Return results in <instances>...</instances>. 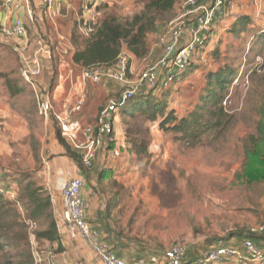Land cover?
<instances>
[{
  "label": "rangeland",
  "instance_id": "obj_1",
  "mask_svg": "<svg viewBox=\"0 0 264 264\" xmlns=\"http://www.w3.org/2000/svg\"><path fill=\"white\" fill-rule=\"evenodd\" d=\"M144 1L103 2L99 19L109 13L130 18L144 7ZM183 1L177 4L171 20L179 15ZM89 3L90 0L59 2L61 16L68 11L66 5L71 4L70 15L62 16L61 22L70 26L73 41L78 38L81 43L88 35L81 30L82 19L69 16L75 12L82 15L85 5L91 8ZM37 4L30 0L29 12L24 2L23 18L33 39L41 36L50 40V36H56V27L44 10L41 21L36 20ZM4 19L5 13L0 9V182H6L0 183V189L7 191L5 197L12 212L0 221V264L10 260L17 264L19 247L29 245L32 254L37 249L45 254L59 248L48 249L44 240L37 239V232L47 228L48 220L38 219L32 227L28 216L32 203L27 197L9 198L11 187L22 193L28 184L45 185V172L56 176L57 169L65 168L68 159L60 151L59 146L63 145L57 139L56 123L39 115L33 88L21 76L16 42L1 33ZM171 20L149 34L147 56L131 59L127 79L141 84L139 93L117 112L113 132L103 137L93 165L80 167L95 191L94 198L88 199V211L95 223L89 222L129 261L156 255L158 264H168L166 252L181 245L188 254L183 264H214L206 260L211 249L220 244L241 249L244 239L254 234L257 254L249 264H264V179L249 180L248 173L257 166L246 159V149L250 137L257 133L264 104V0H237V7L217 22L209 43L198 49L188 69L175 71V78L167 87L156 88L146 82L147 66L164 56ZM68 56V65L62 69L58 58L43 56L38 79L43 90H55L59 99L64 98L63 92L70 85L78 84L84 70ZM219 71L231 81L223 92L214 88L224 95L223 105L235 115L233 122L221 134L209 131L197 138L188 137L184 129L174 127L204 104L203 98L211 89L208 76ZM114 83L115 90L110 95L103 87L94 89L93 97L89 94L83 110L90 115L89 124L96 123L100 110L111 98L122 95L126 86ZM143 101L163 102L164 112H158L154 119L151 115L155 110L151 109H139L134 115L127 113L132 105ZM54 103L55 107L59 104ZM171 112L176 119L163 126ZM137 146L144 150L138 152ZM114 148L119 152L116 157L112 155ZM75 153L81 156L77 150ZM104 170L110 172L107 177L100 175ZM56 205L57 210L53 203L52 211L57 221L61 203ZM88 248L69 246L70 259L68 256L65 262L62 256L55 260L59 264H104Z\"/></svg>",
  "mask_w": 264,
  "mask_h": 264
},
{
  "label": "built area",
  "instance_id": "obj_2",
  "mask_svg": "<svg viewBox=\"0 0 264 264\" xmlns=\"http://www.w3.org/2000/svg\"><path fill=\"white\" fill-rule=\"evenodd\" d=\"M110 1L90 0L89 4L91 8H96L103 2L110 3ZM24 2L30 12V0H4L0 3V9L5 13L1 33L17 44L16 51L21 59V74L26 83L33 88L39 115L46 121L54 118L62 136L81 154L83 166L91 167L96 153L102 145L103 137L113 132L117 112L139 93L141 84H135L127 79L131 70L132 56L123 51L112 64H95L83 68L78 84H72L70 89H67L72 92H63L64 98L59 99L56 97L55 90H43L38 79L42 73L43 56L58 58L59 69L68 65L67 56L70 54V45L61 44V40L56 42L51 36L50 40L41 36L38 39H33L24 18L14 14L24 8ZM40 2L44 7L43 12L46 18L56 25L58 16H60L58 7L60 0H40ZM236 7L237 0H184L179 15L170 21L164 56L147 66L146 82L156 88L167 87L174 80L175 71L181 73L188 69L189 63L198 49L209 43L207 40L211 38L217 22ZM89 10L90 7L85 5V11ZM96 21L92 19L84 22L83 31L86 35L92 32L91 23H96ZM110 81L126 86L122 95L120 98L113 97L109 100L100 110L96 123H84L79 115L83 112L88 101L87 86L89 84L99 87L106 86ZM75 86H77L76 89H74ZM55 101L56 104L59 103L56 107ZM118 153V150L115 149L112 155L116 157ZM86 184L87 179L80 167L77 166L75 170L66 172L62 190L63 211L61 217L62 226L68 235L74 240L82 239L104 264H158L159 257L156 255L149 259L129 261L116 252L97 227L90 224L87 220L89 200L84 195ZM9 194L11 198H17L13 191ZM30 223L32 227L36 225L32 220ZM59 227L58 225V229ZM261 230L264 231V221ZM33 254L36 264H59L55 260L53 252L44 255L37 249ZM256 254L257 247L253 240L245 239L241 249L223 244L216 246L207 253L206 260L214 264H249ZM186 255V248L177 245L166 252L165 258L168 264H183Z\"/></svg>",
  "mask_w": 264,
  "mask_h": 264
},
{
  "label": "trees",
  "instance_id": "obj_3",
  "mask_svg": "<svg viewBox=\"0 0 264 264\" xmlns=\"http://www.w3.org/2000/svg\"><path fill=\"white\" fill-rule=\"evenodd\" d=\"M180 1L181 0H145L144 7L130 18H124L116 13L106 14L104 17L97 20L96 23H91L93 30L81 43L78 38L74 39L73 43L75 45V50L72 56L73 64L81 68H88L95 64L109 65L112 64L125 49L138 58L147 56L149 53V34L156 32L161 23L172 19L176 6ZM248 20L249 19H245V22ZM208 79L209 88L211 89L203 98L204 104L193 111L189 118L182 119L180 124L174 127L177 130L184 129L188 137L197 138L201 134L209 131H215L221 134V132H224L225 128L233 122L235 117L234 114L230 113L229 110L224 107V95H220L217 89L214 88V86H217L222 92L225 91L228 83L231 81L229 76L219 71L210 73ZM136 96L127 103L134 100ZM125 106H127V104H124L121 109ZM139 109L145 111L148 109L155 110L151 115L154 119L158 112H164L165 106L163 102L151 104L149 101H143L142 103L132 105L127 110V113L134 115ZM260 116L257 133L250 137L249 145L246 149L247 161L257 166L256 170L248 173L247 177L251 182L264 179V104L260 109ZM173 119L175 120L176 116L174 112H171L162 125L165 126ZM50 120L56 123L58 127L54 118ZM58 129L59 133L57 139L63 147L66 148L67 155L75 160L78 167H81V165L83 166L81 156L79 157L78 154L75 153L76 149L62 136L59 127ZM143 150V147L137 146L138 152ZM109 173V171L104 170L101 171L100 175H106L107 177ZM11 185L15 186L13 182H11ZM11 188H13L11 191L16 193L17 200H19V196L27 197L32 203L28 211V216L31 218L30 220H33L35 223L38 219L48 220L49 224L47 228L37 232V239L39 241L47 240L50 242L60 241L57 221L52 211L53 200L46 186L37 185L33 187L32 184H28L23 188L22 193L21 189H18L20 194L14 187ZM5 193H7V191ZM5 193L3 189H0V221L12 212V209L9 207L10 202L7 200V196L5 197ZM15 215L17 216V213H15ZM249 236L250 237L245 239L257 238L254 234H249ZM0 238H3V236ZM58 250L61 251L62 247L60 246ZM19 252L20 258L17 264L36 263L29 245H27V247H19ZM187 257H185V259ZM7 264H12L11 260L8 261Z\"/></svg>",
  "mask_w": 264,
  "mask_h": 264
},
{
  "label": "crops",
  "instance_id": "obj_4",
  "mask_svg": "<svg viewBox=\"0 0 264 264\" xmlns=\"http://www.w3.org/2000/svg\"><path fill=\"white\" fill-rule=\"evenodd\" d=\"M34 1L38 2V4L36 5V8H37V10H36V12H37L36 13V20L37 21H41V18H42V15H41L42 12H41V10H44V7L41 4L40 0H34ZM66 1L67 0H62V2H64V3H66ZM87 1H89V0H87ZM66 6H67V10L69 11L71 4H68ZM23 9L24 8H21L20 10L16 11L14 13L15 16H21L22 15V17H24L23 16V14H24V10ZM68 11H67V13L65 12L64 14H62V16L66 17V16L70 15V14H68ZM100 15H101L100 7H96V8L93 7V8H90V10L87 11V12L84 10L82 15H79L78 12H75V14L72 13L71 16H69V17L70 18L73 17L74 19H77L78 21L82 19L81 22H83V24H84V22H86V21H90L92 19H95V20L99 19V16ZM62 16H61V13H60V16H59L60 17V21H59V18H58V23L56 25L51 24V25H53V26L56 27V31H57L56 32V36L53 38V40L56 41V42H58L59 40H61V44L64 43L67 46H68V44L70 45V49L71 50H70V54H69L68 58H70V61L72 62V56H73V53H74V50H75V45H74L73 40H72V38H73L72 33L70 31H68V29L70 28V26H68V25L64 26L62 24V22H61V17ZM81 22H80V25H81ZM83 24H82L81 30H82L83 33H85L83 31L84 30ZM58 30L62 34H59L60 32H58ZM124 51L125 52H128L126 49ZM131 56H132V58H134V56L132 54H131ZM89 85H91L92 88H91V86L87 87V94H88V97H89V94L93 97V93H95L94 92V89H96L95 91H97V88L99 86H95V85H92V84H89ZM115 86H116V84L113 81H110V82H108V84L106 86H100V87H103L106 90V93L108 95H110L112 92H114ZM70 87L71 86H69V89H70ZM76 88H77V86L74 87V89H76ZM71 90H72V88H71ZM67 92L68 93H71L72 91L68 90ZM79 116H80L81 120L84 123H89L90 122V115H88L87 113L83 112ZM59 148H60V151L63 153V157L64 158H67L69 161L67 160L65 162L66 163L65 168H63V169L62 168L61 169L60 168L57 169L56 176L55 175L53 176L54 178L51 175H49L47 172H45L46 173L45 186L49 190V193H50V195L52 197V200H53V203H54V207H56V210H57V205L56 204L58 202L61 203V207L59 208L61 210L60 211V216L57 219V223L60 226L59 227L60 241H58V242H50V241L44 240V247H46L48 249H51V248H59L61 246L62 247V250L61 251L56 250V251L53 252L54 258L55 259L56 258L61 259V257L63 256L64 259H65V262H67L68 256L71 253V251H68L67 250V248L69 246H72V248H75V249H78V250H81L82 247H84L86 249V247L88 248L89 246L82 239L74 240L69 235L67 236L66 235L67 234L66 229L62 226V217H61L62 210H63L62 190H63L64 184H65L66 172L68 170H75L76 167H77V164L73 160H71L67 155H65L66 152H65V148L64 147H62L60 145ZM4 171L6 173H10L11 170L5 169ZM2 172H3V170L0 169V179L2 178V175H1ZM5 183L3 181L1 184H5ZM42 184H44V183H42ZM13 185L16 186V183L13 182ZM91 192H92L91 188L89 187L88 184H86V186L84 188V195L89 200H92L94 198L93 195L95 194V191H93L92 193ZM87 220L88 221L91 220L92 222H94L92 220V214L89 211L87 212ZM49 252H51V251L46 252L44 255H47ZM116 252L118 254L122 255V253L120 251H116ZM69 259H70V256H69ZM99 264H101V263H99Z\"/></svg>",
  "mask_w": 264,
  "mask_h": 264
}]
</instances>
